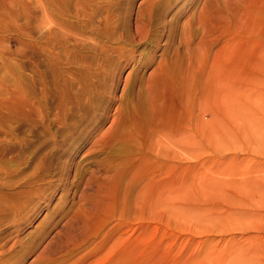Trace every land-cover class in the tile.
<instances>
[{"label": "rangeland", "instance_id": "1", "mask_svg": "<svg viewBox=\"0 0 264 264\" xmlns=\"http://www.w3.org/2000/svg\"><path fill=\"white\" fill-rule=\"evenodd\" d=\"M0 264H264V0H0Z\"/></svg>", "mask_w": 264, "mask_h": 264}, {"label": "bare ground", "instance_id": "2", "mask_svg": "<svg viewBox=\"0 0 264 264\" xmlns=\"http://www.w3.org/2000/svg\"><path fill=\"white\" fill-rule=\"evenodd\" d=\"M30 248V247H29Z\"/></svg>", "mask_w": 264, "mask_h": 264}]
</instances>
